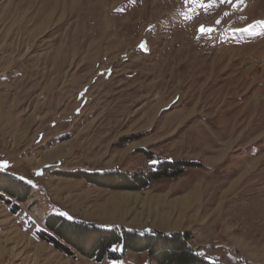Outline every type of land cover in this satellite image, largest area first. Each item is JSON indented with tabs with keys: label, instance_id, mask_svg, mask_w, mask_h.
Here are the masks:
<instances>
[{
	"label": "rangeland",
	"instance_id": "rangeland-1",
	"mask_svg": "<svg viewBox=\"0 0 264 264\" xmlns=\"http://www.w3.org/2000/svg\"><path fill=\"white\" fill-rule=\"evenodd\" d=\"M165 161L190 166L138 191L78 177ZM0 169L32 186L0 201V264H117L42 241L51 214L264 264V0H0Z\"/></svg>",
	"mask_w": 264,
	"mask_h": 264
},
{
	"label": "trees",
	"instance_id": "trees-1",
	"mask_svg": "<svg viewBox=\"0 0 264 264\" xmlns=\"http://www.w3.org/2000/svg\"><path fill=\"white\" fill-rule=\"evenodd\" d=\"M189 163L160 162L148 172L128 174L120 171L81 173V179L112 190L138 191L153 181L175 178L183 174ZM32 186L27 181L0 169V201L18 211L20 203L27 201ZM45 229L38 237L67 255L79 253L91 260L108 259L120 264L128 251L147 254L149 264H223L202 257L190 245L188 233L168 234L162 231L140 232L125 227H100L93 223L51 214L45 220ZM119 262V263H118Z\"/></svg>",
	"mask_w": 264,
	"mask_h": 264
},
{
	"label": "snow or ice",
	"instance_id": "snow-or-ice-1",
	"mask_svg": "<svg viewBox=\"0 0 264 264\" xmlns=\"http://www.w3.org/2000/svg\"><path fill=\"white\" fill-rule=\"evenodd\" d=\"M224 2H227L229 4L232 3V0H224ZM240 3H242V0H236V4L239 5ZM201 6H203V4H201ZM201 31H203V28H201Z\"/></svg>",
	"mask_w": 264,
	"mask_h": 264
},
{
	"label": "bare ground",
	"instance_id": "bare-ground-1",
	"mask_svg": "<svg viewBox=\"0 0 264 264\" xmlns=\"http://www.w3.org/2000/svg\"><path fill=\"white\" fill-rule=\"evenodd\" d=\"M189 199H190V198H186V199H185V204H186V205H187V202H189Z\"/></svg>",
	"mask_w": 264,
	"mask_h": 264
}]
</instances>
